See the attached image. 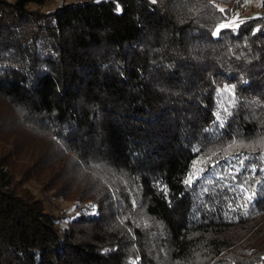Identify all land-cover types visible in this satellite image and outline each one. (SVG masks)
Masks as SVG:
<instances>
[{"label": "trees", "instance_id": "obj_1", "mask_svg": "<svg viewBox=\"0 0 264 264\" xmlns=\"http://www.w3.org/2000/svg\"><path fill=\"white\" fill-rule=\"evenodd\" d=\"M45 2L0 0V140L49 141L0 149V264H264V13Z\"/></svg>", "mask_w": 264, "mask_h": 264}, {"label": "rangeland", "instance_id": "obj_2", "mask_svg": "<svg viewBox=\"0 0 264 264\" xmlns=\"http://www.w3.org/2000/svg\"><path fill=\"white\" fill-rule=\"evenodd\" d=\"M63 0H46V2L41 5L43 11H50L58 6ZM67 1H77V0H67ZM32 7H35V3H30ZM263 0H244L241 8L233 11L231 17L220 23L226 25H235L238 19L244 18L251 14L264 13ZM12 126V125H11ZM10 126V127H11ZM16 138V139H15ZM0 149H9L12 152V158L14 160V165L23 166L25 163H30L35 159L40 153L45 152L48 148L49 141L47 137H43L26 130L23 127L15 126L11 133L7 136L1 138ZM13 139L15 141L13 142ZM47 151L48 154L55 150ZM66 156V155H65ZM15 168V167H14ZM43 170V169H42ZM44 174V173H43ZM33 193L38 197H44L46 199V204L50 207L56 214L60 216L66 214H72L76 212V207L74 201L70 198L54 197L50 193L44 194L41 192L38 180L32 178L25 183Z\"/></svg>", "mask_w": 264, "mask_h": 264}, {"label": "snow or ice", "instance_id": "obj_3", "mask_svg": "<svg viewBox=\"0 0 264 264\" xmlns=\"http://www.w3.org/2000/svg\"><path fill=\"white\" fill-rule=\"evenodd\" d=\"M152 2L155 3L156 0H152ZM219 10H220L221 12L224 11L223 8H221V9H219ZM226 26H228V25H226V24H221V25L216 29V31H215L213 34H214V35H218V34H219V31H220V28H223V27H226ZM260 143H261V144H264V140L260 141ZM230 147H231V145H230ZM189 182H190V180H189ZM248 199L251 200L252 197L249 196Z\"/></svg>", "mask_w": 264, "mask_h": 264}]
</instances>
